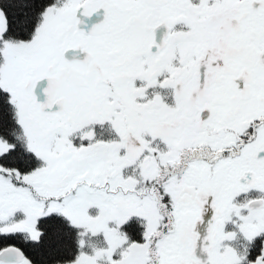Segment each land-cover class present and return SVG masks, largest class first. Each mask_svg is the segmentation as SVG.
Masks as SVG:
<instances>
[{
  "label": "snow or ice",
  "instance_id": "snow-or-ice-1",
  "mask_svg": "<svg viewBox=\"0 0 264 264\" xmlns=\"http://www.w3.org/2000/svg\"><path fill=\"white\" fill-rule=\"evenodd\" d=\"M0 264H264V0H0Z\"/></svg>",
  "mask_w": 264,
  "mask_h": 264
}]
</instances>
